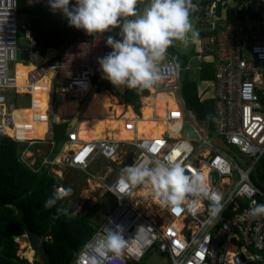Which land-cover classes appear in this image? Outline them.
I'll use <instances>...</instances> for the list:
<instances>
[{"label": "built area", "instance_id": "1", "mask_svg": "<svg viewBox=\"0 0 264 264\" xmlns=\"http://www.w3.org/2000/svg\"><path fill=\"white\" fill-rule=\"evenodd\" d=\"M28 2L42 5L46 0ZM192 2L196 8L191 17L204 30L205 50L215 55L216 135L206 136L197 125L195 114L183 105L184 116L196 137H191L188 130L184 137L179 131L168 130L159 137H138L135 129L134 139L129 142L106 137L84 140L78 127L68 132L61 153L54 158L47 154L37 158L38 153L33 150L36 144L49 142L50 153L56 146L55 119L51 122L50 116L54 118L58 98L78 99L85 93L83 102L87 105L90 102L94 95L92 78L102 76L98 60L106 55V39L113 31L92 36L84 33L78 40L61 46L48 61L29 73L31 87L51 76L49 129L39 141L15 139L9 131L16 129L20 111L16 101L17 72L11 74V65L19 58V3L0 0V133L28 143L23 160L37 172L46 167L60 177L66 167L81 170L89 182L98 184L115 201L112 212L96 227L71 264H87L86 246L94 242L109 222L122 225L125 237L130 239L119 264H141L155 252L165 255L168 264H264V216L248 215L251 208L264 204V191L252 180L264 157V0ZM240 13L245 14L244 20L238 17ZM160 72L161 80L152 87L153 91L173 92L180 98V67L169 53ZM168 112L167 107L163 117L154 112L151 120L171 122ZM178 112L182 122L179 109ZM215 138L223 139L245 164L218 146ZM195 141L201 143L195 145ZM125 143L132 151L126 166L143 161L145 156L154 160L172 156L186 174L199 172L205 176L211 199L205 198L195 207L185 204L174 210L157 202L150 186L121 191L118 184L121 173L112 181L109 178L114 173L112 163L118 162L120 166L123 163ZM100 159L106 164L101 173L95 174L91 167ZM59 187L64 186L58 185L56 189ZM217 195L223 208L217 218L210 219L208 207ZM177 223L179 228L175 226Z\"/></svg>", "mask_w": 264, "mask_h": 264}, {"label": "trees", "instance_id": "2", "mask_svg": "<svg viewBox=\"0 0 264 264\" xmlns=\"http://www.w3.org/2000/svg\"><path fill=\"white\" fill-rule=\"evenodd\" d=\"M18 3L19 16L31 17V25L22 23L19 32L22 35L24 32L28 33V38L31 39L33 54L38 56L46 55L49 49L58 50L61 46L70 44L81 38L85 33L83 30L69 27L66 19L54 20L53 12L47 6V0L42 5H31L28 0H18ZM139 5L140 3L138 4V8ZM238 17L241 20L246 18L243 13H240ZM117 31L118 29L113 30L110 35H115ZM110 51L111 49L105 43V53L107 54ZM174 52L176 51L173 47H170L167 53L172 54L171 56L173 57ZM177 55L179 54L177 53ZM20 67L28 73L32 70L24 64H21ZM212 72L215 77V70L213 69ZM98 79L99 77H96V80ZM96 80L95 83H98ZM181 81L182 79L180 78V83ZM23 85L22 88L25 92L30 93L33 87L29 85V81L28 83L24 81ZM194 86L195 83H192V81L183 79L182 87L184 88V92H186V95L183 94L184 99H186H183L186 102L184 104H186V108L190 112L195 114L196 123L200 129L206 130L207 133H210V136H214L216 135V113L213 112V102L202 101ZM101 89L111 93L112 96L122 102L121 104L132 106L136 114L141 113V98L150 95L149 89L138 93L126 86L123 92L120 93L106 79L101 81L98 90ZM99 93L96 92V94ZM112 96L108 93L101 94V101L107 105H111L114 102V97ZM151 101V99H148L144 103L142 119H138L131 108H125L122 105L115 106L107 111L100 106L99 116L93 119L90 118V110L88 109L80 124V137L90 139L105 138L107 136L111 138L115 137V139L119 140H131L134 137L135 129L138 137H159L166 129L170 132L179 131L181 118L172 99L159 94L154 102V106ZM165 107L169 111L168 118L171 121L173 120V122L152 121L154 112H156L157 116L163 117ZM77 110L78 106L76 104H68L60 111L58 120L64 121L63 119L66 114L68 118L74 116ZM197 119L203 121L201 122L202 125ZM33 120L31 113L18 112V126L32 125L34 130H40L42 124L35 121L32 123ZM45 124L44 127L48 129V120ZM59 128L65 130L67 125H54L55 138L58 141H60L59 137H61L58 134ZM41 133L45 136L46 130ZM9 134L13 137L19 136L22 138H26L28 135L24 128L18 131L17 129L11 130ZM65 139L66 137H64ZM27 148V144L0 133V264H30L26 258L18 254L19 244L17 238L24 235V228L20 221L21 214L24 215V220L29 228L38 235H42L49 228H52L50 238L45 241L44 246L45 264H71L86 241L93 235L98 225L88 217H80L78 214L73 215L74 211L69 206L68 197L63 201H59L56 206L67 208L68 214L61 215L59 219H53V216L56 214V207L44 209L43 205L45 201L56 190V186L63 185L65 188L71 187L73 189V184L51 173L46 167H41L37 172L36 169L29 166L22 156L24 149ZM131 152L129 151L127 156ZM252 180L257 188L264 191V157L257 166ZM107 195V204L102 209L103 211H107L106 217L115 206L113 197L109 194ZM99 213H101V210L95 215L99 216ZM27 256H29L30 260H35V254L30 249ZM35 264L42 263L37 262Z\"/></svg>", "mask_w": 264, "mask_h": 264}, {"label": "clouds", "instance_id": "3", "mask_svg": "<svg viewBox=\"0 0 264 264\" xmlns=\"http://www.w3.org/2000/svg\"><path fill=\"white\" fill-rule=\"evenodd\" d=\"M139 3L140 0H47L50 11L61 13L69 27L89 36L118 29L115 35L107 36L106 46L111 51L98 60L99 69L112 87L126 86L138 93L161 80L160 67L170 47L177 42L185 47L200 42L191 20L196 8L192 0H146L142 11L138 9ZM118 184L121 191L150 186L157 202L174 210L185 204L195 207L201 200L211 199L205 176L199 172L186 174L172 156L164 160L145 156L143 161L122 169ZM72 191L71 187L57 188L45 201L44 209L56 207ZM222 208L217 195L208 207L210 219L217 218ZM67 214V208L56 207L53 219ZM248 215L264 216V204L251 208ZM124 231L120 224H106L94 242L86 246L87 264H119L130 242Z\"/></svg>", "mask_w": 264, "mask_h": 264}, {"label": "rangeland", "instance_id": "4", "mask_svg": "<svg viewBox=\"0 0 264 264\" xmlns=\"http://www.w3.org/2000/svg\"><path fill=\"white\" fill-rule=\"evenodd\" d=\"M191 20H192L194 29L199 33V41L200 42H199V44H189L187 47L179 44L178 42L175 43L173 46L174 50L178 54H180L181 57H178L176 52L173 53V56H174V59L179 64L180 75H181L180 78L182 79V81H183V79H186L187 81H192V83H195L196 87L194 86V89L199 93L200 98L203 97V99L206 100V98L213 97L214 91H215V87L213 88L211 86V81H212V78L214 77V74L212 71L214 69L215 55L213 53L205 50L204 40H205L206 36H205L204 30L200 29L196 19L191 18ZM19 23L21 26L22 23L29 24L30 21H29V18H27L26 16H19ZM19 38H20V43H21L19 62L23 63L25 65H29V64H31V57L30 56L33 53H32L31 48H29L30 43H29V39H28V33L24 32V34L22 35L20 32ZM182 59H183V61H181ZM93 79H94V81L96 80V75H94L92 78V84H93ZM182 81L180 83V88H181L180 98H181V100H183L184 95H186V92H184V88L182 87ZM98 86L99 85H93V88H96ZM115 88L118 90V92H120V93L123 92L122 86L115 87ZM96 92H100L99 93V95H100L104 92V90H102V89L96 90ZM172 94H173V100L175 101V103H176V105H177V107H178V109L182 115V122H181V127L179 129V135L181 137H184V132H186L187 125L189 123H188L186 116H184L182 104H181V101L178 97V94L173 93V92H172ZM110 95H112V94L110 93ZM116 100H118V99H116ZM184 100H186V99H184ZM209 100H211V99H209ZM17 101H18L21 109H31V102H32L31 99L21 98ZM60 101L61 100L58 101L59 105L57 104V106H58L57 111L58 112L60 111L61 107H63L66 104V103H64V101H61V102ZM118 101H117V103H118ZM69 102H70V100H69ZM98 103H101L100 99H98ZM98 103L95 102V99L92 100V102L90 103V105L92 104V106H91L92 111L89 114L90 118H95V117L99 116L100 105ZM119 103L121 104L122 102L119 101ZM183 103H186V102L183 101ZM86 105H87L86 101L82 102V104L80 106V113L84 110ZM102 105L104 107L107 106V104H102ZM184 105H186V104H184ZM88 109H89V107H87L86 111L83 113V116L88 112L87 111ZM49 115H51V113ZM137 116L142 118L141 113L137 114ZM67 118H68V115L66 114L64 120ZM53 120H54V118L51 115L50 121L52 122ZM67 121L69 123H72L74 128L77 129L80 120L78 117H73ZM198 122H200V124L202 125L201 122H203V121L198 120ZM165 123H167V122H165ZM68 129H71V125H67V129H65V132H67ZM204 131L206 133L205 132H203V133L206 136H208L207 131L206 130H204ZM61 132H63V129ZM105 137L111 138V137H107V136H105ZM133 139H134V137H133ZM133 139L125 140V141L129 142V141H132ZM59 140H60L59 144L57 145L58 150H60L63 147L64 137L63 136L59 137ZM200 143L201 142H198V141L194 142L195 145H199ZM46 144L41 145L38 143V144H36L38 147L37 146L34 147L33 150H35L38 153L37 158H39L40 155L46 154L51 150V146L49 144H48V146H45ZM129 150H130V148L125 143L124 144V150L122 152L123 156L121 157V160L123 161L121 166H123V167H121L120 163H118V162L112 163V165L114 167V172L121 173L122 169L124 167H126V165L130 162L131 159L128 158V156H127V152ZM105 164H106V161L103 159H100L98 162H95L94 165L91 167L92 172H94L95 174L101 173ZM61 175L62 176H60V177H62V179L68 180L71 184H73L72 194H71V196L68 197V203H69V206L71 207V209L74 212H77L78 216H80V217H88V218L92 219V221H94L96 223V225H99L100 223H102L106 218V212H107V211H103L102 209L105 207V204H107L106 201L108 200V195L106 193H104V191L98 186V184H96L94 182H89L87 180L86 175L83 172H81V170L70 169L69 167H66L63 170V173ZM101 206H102V208H101ZM99 209L101 210V213H99L100 214L99 216H96L95 214L98 213V211H100ZM18 244H19L18 254L20 256L26 258V260L29 261L30 264H35L37 262H41L42 264H45V258L42 257L41 253L36 254L35 251L30 247L29 244H27L26 242H18ZM29 249L31 251H33V253H35V260L34 261L30 260L29 256H27ZM141 264H146V263H145V261H143Z\"/></svg>", "mask_w": 264, "mask_h": 264}, {"label": "crops", "instance_id": "5", "mask_svg": "<svg viewBox=\"0 0 264 264\" xmlns=\"http://www.w3.org/2000/svg\"><path fill=\"white\" fill-rule=\"evenodd\" d=\"M144 3H146V0H140V5H139V10H141L142 11V9H143V5H144ZM30 4V3H29ZM53 15H54V20H63V19H65L63 16H62V14L61 13H59V12H57V13H53ZM27 18H29V21L31 22V17H29V16H26ZM28 25H31L30 23L28 24ZM19 26H20V23H19ZM29 39V43H30V46H29V48H31V39L30 38H28ZM79 39V38H78ZM77 39V40H78ZM173 47V46H172ZM173 49H174V47H173ZM50 51H54V52H57V50H55V49H49L48 50V52H47V54L46 55H40V56H38V55H36V54H31V64H29V65H27L28 67H30L31 69L32 68H34V67H37V65H39L40 63H42V61L43 62H45V61H48L49 59H50V56H52V55H54L55 53H53L52 55L50 54ZM172 55V54H171ZM174 57V56H173ZM178 57H181V55L179 54L178 55ZM179 62V61H178ZM21 64H23V63H20V62H18V64H16V72H17V76L19 75V77H20V80H21V92L24 94V95H21V94H19V98H17L18 100L19 99H21V98H24V99H26V98H29L28 96H27V93L25 92V90L22 88V85L24 84V81H27V83H28V75H29V73H30V71H29V73L27 72V71H25V70H22L21 69ZM25 65V64H24ZM32 65V66H31ZM96 77H99V79L98 80H96V81H98V83H95V81H94V84H92V90H93V96L91 97V100H90V102L88 103V105H87V107H89V110H90V112L92 111V108H91V106H92V104L90 105V103L92 102V100H94L95 99V102L96 103H98V99H100L101 100V94L99 95V94H96V90H98L99 88H100V85H101V81L104 79L101 75L100 76H96ZM50 79H51V76H49V77H47L44 81H43V83H41L39 86H37V87H34V88H32V90H31V92L29 93V94H31V96H32V102H31V109H21L20 108V111H23V112H26V113H31V115L33 116V121H32V123L35 121V122H40L41 124H42V128L40 129V130H34V128H33V126L32 125H21V126H16V129H17V131L18 130H21L22 128H24V129H26V131H27V136H26V138H22V137H19V136H15L14 138L15 139H21V140H24V139H43L45 136L44 135H42V133L41 132H44L45 130H46V134H47V132H48V129H46V127H44L46 124V121L48 120V117H47V110H48V96H49V90H48V88H49V85H50ZM94 80V79H93ZM93 85H99L98 87H96V88H93ZM24 86V85H23ZM211 86L214 88V79L211 81ZM29 87V86H28ZM122 88H123V90H124V88H125V86H122ZM28 89H31V88H28ZM118 91V90H117ZM149 91H150V95L149 96H147V97H142L141 98V105H142V107H141V113H142V110H143V108H144V103L146 102V100H148V99H151L152 101V105L154 106V102L156 101V99H157V95H159V94H162L163 96H165V97H170L171 99H172V101H173V103L176 105V103H175V101L173 100V94L172 93H164V92H160V93H156L155 91H153V89L151 88V89H149ZM84 92H86V90L84 91ZM109 94L110 95V93L109 92H107V91H104L102 94ZM199 94V93H198ZM112 96V95H111ZM200 96V95H199ZM84 97H85V93L83 94V96H81V97H79L78 99H76V98H71V99H69L70 100V102H69V100L68 99H66V98H61V101H64V103H66L63 107H61V109H60V111L65 107V106H67L68 104H72V103H74V104H76L77 106H78V110H77V113L74 115V116H72V117H70V118H67V119H63L64 121H62V122H60L59 120H58V115H59V113H60V111L58 112L57 111V107L58 106H56V108H55V124L56 125H71V129H74V126H73V124L72 123H69L67 120H69V119H71V118H73V117H78L79 118V125H78V127L80 128V124H81V122H82V120H83V113L86 111V109H87V107H85L84 108V110L80 113V106H81V104H82V102H83V99H84ZM112 97H114V96H112ZM214 97H215V91H214V95H213V97H211V98H206V100H204L203 99V97H201V100L202 101H211V102H213V112H215L216 113V110H215V99H214ZM17 99H16V101H17ZM117 99V98H116ZM115 99V97H114V102H113V104H111V105H107V106H103L102 104H105L104 102H102L101 101V103H98L104 110H110V109H112L113 107H115V106H118V105H122V106H124L125 108H131L132 109V111H133V113L135 114V111H134V108L132 107V106H130V105H127V104H120L119 103V101L118 100H116ZM180 99V101H181V104H182V106L184 105V103H183V100H181V98H179ZM209 99H211V100H209ZM60 101V102H61ZM117 101H118V103H117ZM18 102V101H17ZM19 104V103H18ZM59 105V104H58ZM184 106H186V105H184ZM176 107H177V105H176ZM178 108V107H177ZM153 109H154V107H153ZM58 112V113H57ZM155 114H156V112H155ZM135 116H137L136 114H135ZM143 116V115H142ZM157 116V115H156ZM91 119H93V118H91ZM139 119H142V118H140L139 117ZM98 121H99V119H98ZM153 121V120H152ZM161 121V120H160ZM155 122V121H154ZM161 122H163V121H161ZM164 123V122H163ZM77 127V128H78ZM67 129V128H66ZM71 129H68L67 130V132H65V130H63V132H61L62 131V129H60L59 130V135L60 136H63V137H66V139L64 140V143L67 141V138H68V132L71 130ZM45 134V135H46ZM171 135H173V136H176L177 135V133H172ZM54 137H56V135H55V131H54ZM142 137H144V136H142ZM115 138V137H114ZM57 138H55V141H56V146L54 147V150L52 151V153H50L51 151H49L48 153H46L50 158H54L57 154H59V153H61L62 152V150H63V147L60 149V150H58L57 149V145L59 144V141H58V139L56 140ZM83 139V138H82ZM84 140H88V139H84ZM47 143V144H46ZM39 144H41V145H44V144H46L45 146H48V144H49V142H43V143H39ZM64 145V144H63ZM37 146V145H36ZM35 146V147H36ZM38 147V146H37ZM119 173H116V172H114L111 176H110V178H109V181H112V180H114V178L118 175ZM151 211V210H150Z\"/></svg>", "mask_w": 264, "mask_h": 264}, {"label": "water", "instance_id": "6", "mask_svg": "<svg viewBox=\"0 0 264 264\" xmlns=\"http://www.w3.org/2000/svg\"><path fill=\"white\" fill-rule=\"evenodd\" d=\"M55 53L54 51H50V54ZM16 71V64L12 63L11 65V74H15ZM27 96L30 98L31 95ZM32 98V97H31ZM59 100V98H58ZM187 130L189 132V135H191V137H196V133L195 130L193 128V126L189 123L187 125ZM208 136H210V133H207ZM214 142L228 150L229 152H231L232 154H234L238 159H240L241 163L244 165L245 161L241 159V157H239V155H237L226 143L223 139L221 138H215ZM20 221L21 224L23 225L24 228V235L20 236L19 238H17V242H26L27 244L30 245V247L36 251L41 253V255L46 258L45 254H44V246H45V241H47L50 238L51 232H52V228H49L44 234L42 235H38L36 233H34L28 226V224L26 223V221L24 220V215H20ZM146 264H168L167 261V257L163 254L160 253H153L150 257L147 258Z\"/></svg>", "mask_w": 264, "mask_h": 264}, {"label": "bare ground", "instance_id": "7", "mask_svg": "<svg viewBox=\"0 0 264 264\" xmlns=\"http://www.w3.org/2000/svg\"><path fill=\"white\" fill-rule=\"evenodd\" d=\"M18 29L20 30V26H19V17H18ZM19 33H20V32H19ZM19 33H18V42H17L18 56H20V51H21V50H20V48H21V43H20ZM18 62H19V58H18L17 64H18ZM31 66H32V65H31ZM16 68H17V67H16ZM35 69H36V67L32 68L31 71H33V70H35ZM16 70H17V69H16ZM31 71H30V72H31ZM47 77H49V76H47ZM47 77H45L44 79H42L41 81H39V83H38L37 85H35L34 87H37V86H39L41 83H43V81H44ZM34 87H33V88H34ZM17 88H18V92H19V94L24 95V94L21 92V80H20L19 75L17 76ZM48 90H49V92H50V85H49ZM147 90H148V89H147ZM63 98H65V97H63ZM49 99H50V98H49V96H48V110H49ZM59 100H61V98H60ZM57 104H59V102H58ZM56 106H57V105H56ZM48 110H47V117H48ZM54 119H55V110H54ZM55 122H56V121H55ZM48 129H49V119H48ZM149 213L152 214V211H149ZM175 226L179 228V223L175 224Z\"/></svg>", "mask_w": 264, "mask_h": 264}, {"label": "flooded vegetation", "instance_id": "8", "mask_svg": "<svg viewBox=\"0 0 264 264\" xmlns=\"http://www.w3.org/2000/svg\"><path fill=\"white\" fill-rule=\"evenodd\" d=\"M35 253H36V254H37V253L40 254L39 252H36V251H35ZM35 253H34V254H35Z\"/></svg>", "mask_w": 264, "mask_h": 264}]
</instances>
